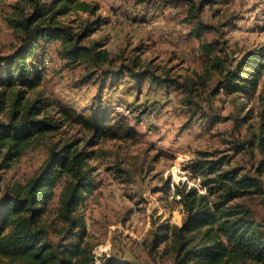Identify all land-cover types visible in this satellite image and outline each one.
I'll return each mask as SVG.
<instances>
[{"label": "rangeland", "instance_id": "1", "mask_svg": "<svg viewBox=\"0 0 264 264\" xmlns=\"http://www.w3.org/2000/svg\"><path fill=\"white\" fill-rule=\"evenodd\" d=\"M85 1L98 9L90 16L81 13L92 24L84 42H99L118 57L116 63L138 57L158 74L168 71L171 76L195 82L207 65L201 42L218 40L227 64L232 66L246 52L264 54V0H210L200 18L213 28L205 30L200 39L191 35V25L184 21L187 0ZM12 2L0 0V57L10 55L18 43L4 21ZM58 50L59 44L50 42L37 52V61L43 55L49 59L37 90L52 103L49 112L55 117L60 110L71 112H66L67 118L56 132L33 143L10 167H0V195L23 185L35 173L50 145L88 135L91 130L74 120L73 111L93 123L95 117L104 115L94 146L95 159L89 162L94 168L95 187L86 195L80 211L94 264L110 257L137 264H175L172 240L159 243L157 238L165 232L158 228L182 223L184 210L175 186L205 191L202 178L189 168L190 162L205 152L210 155L208 159H222L225 170L255 173L260 157L242 148V142L257 130L264 98V68L253 95L223 90L213 93L218 74L212 70L206 86H193L196 108L184 102L180 89L153 85L147 78L139 85L127 76L103 81L98 78L100 72L87 62L68 63ZM90 73L92 77L87 79ZM116 105L140 106L145 115L140 122L137 117L115 114L111 108ZM202 110L205 117L200 116ZM6 115L7 109H1L0 120ZM242 200L257 218L263 216L258 196ZM0 264L14 263L0 258ZM224 264L261 263L246 259Z\"/></svg>", "mask_w": 264, "mask_h": 264}, {"label": "trees", "instance_id": "2", "mask_svg": "<svg viewBox=\"0 0 264 264\" xmlns=\"http://www.w3.org/2000/svg\"><path fill=\"white\" fill-rule=\"evenodd\" d=\"M187 2L184 21L191 25V35L200 39L205 30L213 28L200 18L201 10L210 0ZM9 6L11 11L4 21L18 43L10 55L0 57V110L7 109L6 119L0 120L1 168L10 167L33 143L56 132L65 122L66 112H71L60 110L59 117H55L49 112L52 103L44 100L37 90L46 67L42 65L44 55L37 61L40 56L37 52L50 42L59 44L58 54L68 63L87 62L100 72L98 78L103 81L114 82L127 76L139 85L147 78L153 85L182 90L184 102L196 108L199 106L192 99L193 86H206L212 70L218 74L213 93L223 90L227 94L253 95L259 87L264 54L258 52H246L232 66L227 64L226 52L219 47L218 40L201 42L207 65L193 82L171 76L168 71L158 74L138 57L116 63L118 57L99 42L85 43L92 24L81 13L90 16L98 9L85 0H13ZM88 76L90 79L92 73ZM262 99L257 130L242 142V148L260 157L255 173H240L238 168L225 170L222 159H208V153L199 152L201 157L193 159L189 168L202 178L205 191L199 192L195 186L174 187L184 210L182 223L161 225L158 229L165 233L157 240L159 243L172 240L175 264H224L246 259L264 264V213L257 218L242 200L258 196L264 210ZM101 101L99 98L98 106ZM73 112L74 120L91 130L88 135L50 145L47 157L29 179L0 195L2 259L14 264H94L80 211L86 195L95 187L94 168L89 162L95 159L94 146L102 132L104 115L95 117L93 123L94 120L86 121ZM200 116H206L203 110ZM101 264L137 263L110 257Z\"/></svg>", "mask_w": 264, "mask_h": 264}, {"label": "built area", "instance_id": "3", "mask_svg": "<svg viewBox=\"0 0 264 264\" xmlns=\"http://www.w3.org/2000/svg\"><path fill=\"white\" fill-rule=\"evenodd\" d=\"M48 61H49V59L46 56L43 59L42 65L46 66L48 64ZM113 110L115 112H118V113L123 114V115H130V116H133L134 118L137 117V119H139V121L141 120V118L143 119V115H145L140 106L139 107H133V106L125 105L123 107L121 105H116Z\"/></svg>", "mask_w": 264, "mask_h": 264}]
</instances>
